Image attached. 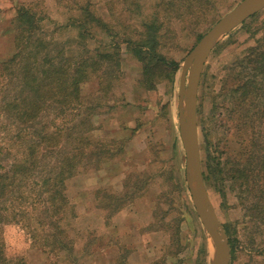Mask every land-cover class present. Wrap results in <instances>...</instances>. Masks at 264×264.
I'll list each match as a JSON object with an SVG mask.
<instances>
[{
  "label": "rangeland",
  "instance_id": "1",
  "mask_svg": "<svg viewBox=\"0 0 264 264\" xmlns=\"http://www.w3.org/2000/svg\"><path fill=\"white\" fill-rule=\"evenodd\" d=\"M32 1L39 2L50 17L45 23L48 34L66 44L76 37L68 22L78 14L74 7L79 0H0V60L15 52L12 21L17 7ZM92 1L118 33H136L143 28L142 20L157 12L161 0ZM240 1L208 0L199 18L188 15L186 21L173 24L161 51L180 63L174 82L160 78L153 90L139 86L142 64L122 44V72L115 85L101 88L95 76L83 83L87 103L96 108L90 135L124 145V151L100 167H80L67 181L69 203L55 224L43 211L44 196L34 193L35 212L29 226L33 232L16 222L1 225L9 264H210L212 242L186 181V153L179 130L180 80L192 48ZM263 34L264 9L221 39L205 62L197 110L205 172L214 165V157L226 162L243 148L247 133L237 127L233 111L232 68ZM112 41L97 29L88 45L98 48ZM128 175L133 180L126 188ZM135 181L142 188L117 208L121 196L132 194ZM205 183L224 229L230 228L236 240L232 264H264V218L246 216L230 181L214 177ZM40 217L46 218L43 223Z\"/></svg>",
  "mask_w": 264,
  "mask_h": 264
},
{
  "label": "trees",
  "instance_id": "2",
  "mask_svg": "<svg viewBox=\"0 0 264 264\" xmlns=\"http://www.w3.org/2000/svg\"><path fill=\"white\" fill-rule=\"evenodd\" d=\"M207 1L161 0L157 12L142 20L141 30L118 33L92 0H79L74 7L78 14L68 22L76 29V37L67 44L48 34L45 23L50 17L39 2L17 7L12 21L15 52L0 60V264L10 263L1 225L16 222L33 232L29 226L35 212L34 193L44 196L43 211L55 224L69 203L67 181L80 167H100L124 151V145L90 135L96 108L87 103L83 83L95 76L101 88L115 85L122 72V44L142 64L139 86L153 90L160 78L174 82L180 63L162 53L164 36L188 15L199 18ZM97 29L115 42L89 47ZM232 69L233 111L237 127L246 129L247 135L243 148L226 162L214 157L204 178L230 181L246 216L264 218V34ZM141 188L135 181L132 194L121 196L117 208ZM227 233L232 264L236 240L230 228ZM56 242L64 246L61 240ZM204 253L207 257L206 248Z\"/></svg>",
  "mask_w": 264,
  "mask_h": 264
},
{
  "label": "water",
  "instance_id": "3",
  "mask_svg": "<svg viewBox=\"0 0 264 264\" xmlns=\"http://www.w3.org/2000/svg\"><path fill=\"white\" fill-rule=\"evenodd\" d=\"M263 9L264 0H241L201 37L183 64L179 92V130L186 153V181L196 211L212 242L210 264H230L231 246L204 178L197 116L200 81L205 62L215 45L237 26Z\"/></svg>",
  "mask_w": 264,
  "mask_h": 264
},
{
  "label": "crops",
  "instance_id": "4",
  "mask_svg": "<svg viewBox=\"0 0 264 264\" xmlns=\"http://www.w3.org/2000/svg\"><path fill=\"white\" fill-rule=\"evenodd\" d=\"M122 63H123V61H122ZM132 130V132H133V129H131ZM133 134V133H132ZM132 136V135H131Z\"/></svg>",
  "mask_w": 264,
  "mask_h": 264
}]
</instances>
